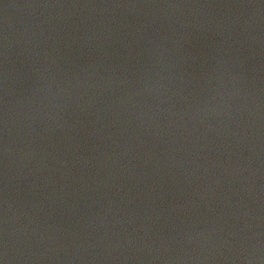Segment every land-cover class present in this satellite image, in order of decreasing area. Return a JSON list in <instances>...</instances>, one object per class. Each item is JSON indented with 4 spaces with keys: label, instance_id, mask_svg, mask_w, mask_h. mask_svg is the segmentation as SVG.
I'll use <instances>...</instances> for the list:
<instances>
[{
    "label": "water",
    "instance_id": "1",
    "mask_svg": "<svg viewBox=\"0 0 264 264\" xmlns=\"http://www.w3.org/2000/svg\"><path fill=\"white\" fill-rule=\"evenodd\" d=\"M0 264H264V0H0Z\"/></svg>",
    "mask_w": 264,
    "mask_h": 264
}]
</instances>
